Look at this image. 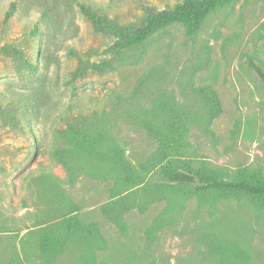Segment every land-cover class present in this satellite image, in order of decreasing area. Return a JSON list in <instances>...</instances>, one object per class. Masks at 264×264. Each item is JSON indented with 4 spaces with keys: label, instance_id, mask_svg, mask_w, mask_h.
I'll list each match as a JSON object with an SVG mask.
<instances>
[{
    "label": "rangeland",
    "instance_id": "374dc122",
    "mask_svg": "<svg viewBox=\"0 0 264 264\" xmlns=\"http://www.w3.org/2000/svg\"><path fill=\"white\" fill-rule=\"evenodd\" d=\"M182 1L0 0V49L17 47L36 64L29 73L22 61L0 54V264H83L85 251L74 244L51 261L36 247V232L67 200L106 241L95 251L98 262L220 264L225 247L238 251L243 264H264V210L246 198L213 203L171 195L168 185L155 196L139 190L135 198L147 201V209L127 213L120 231L99 211L112 181L93 178L88 172L94 168L83 165L69 180L48 154L62 119L96 111L136 165L156 148L138 118L147 113V120H160L158 114L175 108L191 120L183 159L194 168L251 167L264 175V83L248 65L252 60L264 71V0H236L213 12L193 37L175 24L120 55L110 52L114 38L96 33L77 7L84 3L121 25L141 27L146 10H169ZM10 4L15 11L5 19ZM35 24L37 36L30 32ZM77 56L111 60L113 68L74 78ZM204 86L222 105L209 126L212 135L201 125L196 90ZM148 177L158 182L154 172Z\"/></svg>",
    "mask_w": 264,
    "mask_h": 264
},
{
    "label": "trees",
    "instance_id": "16d2710c",
    "mask_svg": "<svg viewBox=\"0 0 264 264\" xmlns=\"http://www.w3.org/2000/svg\"><path fill=\"white\" fill-rule=\"evenodd\" d=\"M235 2L236 0H183L169 10L148 9L141 27L121 25L84 3H77V7L96 33L114 38L110 52L120 55L142 46L151 36L175 24L182 25L185 34L193 37L213 12L232 6ZM14 11L15 4H10L5 19ZM30 32L37 36L38 25L35 24ZM0 54L22 61L26 72L31 73L36 69V64L28 61L17 47L5 46L0 49ZM77 61L78 67L72 75L74 78L89 69L101 74L113 68L111 60L91 63L88 58L77 56ZM248 65L264 83V71L252 60H249ZM196 91L202 103L201 125L212 135L209 126L222 113L221 101L217 93L208 86ZM71 109V106L67 107V110ZM156 117L160 120H147V113L144 118H138V125L145 130L156 148L145 161L136 165L128 160L124 150L115 142L107 129L103 112L96 111L79 114L72 119H62L64 125L54 130L56 145L48 154L65 169L69 180L82 173L84 166H89L94 168L88 172L93 178L112 181L109 188L110 199L100 206L99 211L120 231L125 230L124 216L127 213L133 209L141 212L147 209V201H137L135 198L139 190L155 196L160 195L167 185L171 195L182 193L187 197L195 196L200 202L213 203L224 199L246 198L257 209L264 210V175L259 168L242 167L234 171L212 169L205 165L194 168L189 160L183 159L189 149L186 138L190 118L175 108ZM103 168L107 171H102ZM152 172L158 182L150 181L148 176ZM51 193V198L56 202L58 194L53 191ZM78 211L79 208L68 200L64 205H57L53 211L56 217L44 224L38 234L36 232V247L43 260L55 259L66 247L74 244L85 251L83 264H106L95 258V251L104 249L106 241L100 235L96 223H86L77 215ZM222 250L226 257L221 258L220 264H243L238 251L227 250L225 247Z\"/></svg>",
    "mask_w": 264,
    "mask_h": 264
}]
</instances>
